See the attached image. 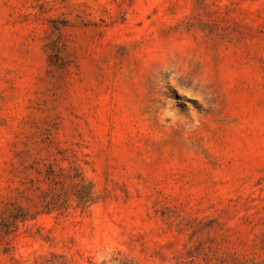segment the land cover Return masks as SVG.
Returning a JSON list of instances; mask_svg holds the SVG:
<instances>
[{"label":"rangeland","instance_id":"rangeland-1","mask_svg":"<svg viewBox=\"0 0 264 264\" xmlns=\"http://www.w3.org/2000/svg\"><path fill=\"white\" fill-rule=\"evenodd\" d=\"M0 264H264V0H0Z\"/></svg>","mask_w":264,"mask_h":264}]
</instances>
